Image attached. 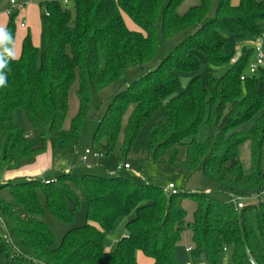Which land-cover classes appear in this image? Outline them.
Listing matches in <instances>:
<instances>
[{
  "label": "trees",
  "instance_id": "obj_1",
  "mask_svg": "<svg viewBox=\"0 0 264 264\" xmlns=\"http://www.w3.org/2000/svg\"><path fill=\"white\" fill-rule=\"evenodd\" d=\"M24 5L29 0H16ZM183 0H41V44L27 34L19 58L12 56L15 7L0 45V59L7 62V84L0 88V166L12 167L45 152L48 140L55 179L42 175L20 177L0 183L9 188L15 203L0 194V257L2 264H138L142 251L152 264H180L175 248L186 228L191 230L192 264H223L229 253L232 264H264V247L248 220L256 212L264 241V200L239 208L202 191L182 189L167 193L154 183L96 174L77 177L62 164L77 152L84 123L92 105L91 91L101 92L119 81L125 71L152 60L158 64L113 95L93 134L96 151L113 153L119 159L131 150L140 130L158 108L165 119L154 124L145 145L149 158L170 162L193 173L203 171L222 186L238 185L264 190V68L258 76L241 75L253 57L252 47L243 46L237 62L235 52L225 50L222 31L262 33L264 0H198L183 14ZM1 2V0H0ZM215 2L214 13L211 14ZM122 12L141 28L130 30ZM166 38L183 34L182 40L160 59L159 32ZM227 65L223 74L206 75V86L191 81L184 92L180 71H194L201 62ZM78 78L79 108L64 126L69 93ZM17 108L26 111L40 132L43 144L30 145L14 120ZM207 118L210 135L196 140L201 122ZM256 118L251 127L245 126ZM251 142L252 171L242 168L240 147ZM187 144L184 160L176 144ZM243 194L237 197L242 198ZM262 196V195H261ZM42 199L60 220L71 223L80 201L86 205V223L70 228L55 245V235L41 216ZM196 203L193 220L186 223L183 201ZM135 212L126 223V235L107 249L106 235L118 219ZM225 248L227 250H225Z\"/></svg>",
  "mask_w": 264,
  "mask_h": 264
},
{
  "label": "rangeland",
  "instance_id": "obj_2",
  "mask_svg": "<svg viewBox=\"0 0 264 264\" xmlns=\"http://www.w3.org/2000/svg\"><path fill=\"white\" fill-rule=\"evenodd\" d=\"M41 0H29L24 5H12L10 0H1L0 2V45L4 36V32L10 16L7 14V9L15 7L14 14L15 20V33L12 46V56L19 58L21 55L22 42L27 34L31 35V39L34 45L37 47L41 44V11L39 2ZM240 0H233L234 3H239ZM198 0H183L178 6V13L183 14L191 6L197 4ZM69 7H73L71 0L68 2ZM215 2L212 5L211 14L214 13ZM125 23L130 30L141 31V28L128 16L122 12ZM25 22L26 26H22L21 23ZM222 35L225 38V50L227 52H235L236 56L241 53V47H252L254 38L247 34H233L230 32L222 31ZM262 35L264 36V26L262 28ZM183 34H178L171 38L163 36L162 32H159V46H160V59L167 56L175 46L182 40ZM196 56L201 62V67L194 71H180L179 77L181 80L182 90L184 92H190L191 81L198 79L202 86H206V75L208 72H214L216 75H221L227 69V65L222 67H215L205 63L204 56L198 51H194ZM159 60H152L143 66H134L127 69L119 81L109 84L101 92L95 93L91 91L92 105L88 114V119L84 123L81 137L77 145V152L73 159L67 163V166L72 168V172L77 177H82L84 174H96L104 177L120 176L133 179L137 182L154 183L158 184L164 189L168 184L173 183L176 189H182L188 192L202 191L209 193L210 196L219 198L232 205H235V196L243 194L242 201L245 205L257 204L264 200V194L262 196L257 195V190L251 188H244L238 185H226L222 186L217 180L210 177L203 171L189 172L180 166H176L168 161L156 162L149 158L144 147L149 143V131L150 128L159 122L164 121L165 115L162 108H158L150 116L148 121L144 124L140 130L131 150L119 159L115 154H107L100 152V155L96 158L90 156L86 161L81 160V156L86 149L96 151L93 147V134L99 124V121L104 114L108 104L112 100V97L117 92L126 88L127 84L137 79L139 76L144 75L149 69L154 68L158 64ZM248 72L247 67L244 70ZM257 73L255 76H258ZM78 78H76L70 93H69V107L64 126L68 127L72 118L76 115L79 108V99L77 97L76 90L78 88ZM15 122L22 128L27 135L30 145L34 148L42 146L43 141L40 132L33 126L27 113L22 108H17L14 112ZM256 121V118L251 119L245 126L251 127ZM210 135L209 126L207 124V118H205L200 126L196 140L199 142H205ZM46 148L44 153H48L49 142L45 141ZM178 148V158L184 160L187 154V144H176ZM44 153H42L44 155ZM40 154V155H42ZM240 157L242 161V168L246 175H250L252 171V158H251V142L246 141L240 147ZM43 159V160H42ZM41 159V165L47 164V157L43 156ZM128 163L130 167L128 169H118L119 164ZM60 164H55L54 168H50L49 165L41 171L43 180L55 179L60 173ZM42 167V166H41ZM11 168V167H10ZM262 168L264 170V147H263V160ZM5 166H0V183L4 181L7 174ZM12 176L9 180H15L20 178V175H8ZM15 176V177H14ZM17 176V177H16ZM0 194L8 202L15 203V199L9 188L2 189ZM44 206V213L41 218L48 223L55 235V245H59L64 234L72 227L83 226L86 223V205L83 200L80 201L79 208L74 214V220L71 223H66L57 218L47 207L45 201L42 199ZM183 207L186 210V223L193 220V212L196 208V203L191 199H185L183 201ZM135 216V212L132 211L126 216H122L118 219L114 227L106 235V246L114 248L117 242L126 235V223ZM248 220L252 225L256 237L264 247V241L258 230V223L256 212L254 209H250L247 213ZM191 230L186 228L182 233L180 241L175 248V254L180 264H187L191 261V254L187 251V248L191 245ZM138 264H152V259L146 256L142 251H138L136 254ZM3 258L0 257V264H2ZM223 264H232L231 255L228 253L223 260Z\"/></svg>",
  "mask_w": 264,
  "mask_h": 264
},
{
  "label": "built area",
  "instance_id": "obj_3",
  "mask_svg": "<svg viewBox=\"0 0 264 264\" xmlns=\"http://www.w3.org/2000/svg\"><path fill=\"white\" fill-rule=\"evenodd\" d=\"M63 2L68 3L69 0H63ZM10 3L12 5H15L17 3V1L16 0H10ZM9 13H10V8L7 9V14H9ZM21 25L26 26V23L22 22ZM252 48L254 50V54H253V57L247 66L248 72L247 73L244 72L241 75V80H245L248 76L256 75L261 68H264V36L262 35V33L254 38V41L252 43ZM237 59H238V55L234 56L231 59V63L237 62ZM99 155H100L99 151H92L91 149H86L85 152L83 153V155L81 156V160L86 161L90 156H92L93 158H96ZM129 167H130V165L128 163L118 165V169H123V168L128 169ZM67 170H69V169H67ZM45 182H49V180H47ZM164 190L167 193H176L177 192L176 186L173 183L168 184ZM263 194H264V190H263L261 195H263ZM241 199L242 198L236 197V196L234 199L235 203H236L235 205L238 206L239 208H241L245 205ZM191 249H192V247L190 246L187 248V251L190 252ZM225 250H227V249L225 248ZM250 261L252 264H254L253 259H251ZM187 264H192V262H188Z\"/></svg>",
  "mask_w": 264,
  "mask_h": 264
},
{
  "label": "crops",
  "instance_id": "obj_4",
  "mask_svg": "<svg viewBox=\"0 0 264 264\" xmlns=\"http://www.w3.org/2000/svg\"><path fill=\"white\" fill-rule=\"evenodd\" d=\"M232 4L237 5L238 3H234L233 0H232ZM241 49H242V47H241ZM43 156H46L47 157V164L41 165V159H42ZM47 165H49L50 168L51 167L53 168L52 156H51L50 150H48V153H44V155L43 154L42 155H38L35 159H33L31 161H28V162H25L24 164H21L19 166L14 165L11 168L10 167H7V169H6L7 174L5 175L4 181H7V180H9L12 177V176H8L9 174L10 175H20L21 177H29V176H34V175H42V174H39V173H41V171L43 169H45L47 167ZM62 165L66 169H71L72 170L71 166L68 167L66 163H64ZM59 168H60V165H59ZM4 181H2V182H4ZM107 249H111V248L107 246Z\"/></svg>",
  "mask_w": 264,
  "mask_h": 264
},
{
  "label": "clouds",
  "instance_id": "obj_5",
  "mask_svg": "<svg viewBox=\"0 0 264 264\" xmlns=\"http://www.w3.org/2000/svg\"><path fill=\"white\" fill-rule=\"evenodd\" d=\"M7 62L3 59H0V88H3L7 84V75L5 72Z\"/></svg>",
  "mask_w": 264,
  "mask_h": 264
}]
</instances>
